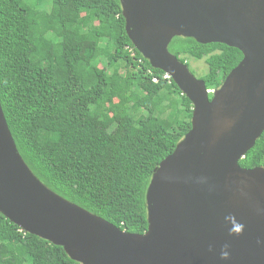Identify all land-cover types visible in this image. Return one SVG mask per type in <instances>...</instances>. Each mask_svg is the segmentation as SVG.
<instances>
[{
  "label": "trees",
  "instance_id": "obj_1",
  "mask_svg": "<svg viewBox=\"0 0 264 264\" xmlns=\"http://www.w3.org/2000/svg\"><path fill=\"white\" fill-rule=\"evenodd\" d=\"M124 26L120 0H0V103L21 157L45 186L143 233L153 170L191 128L192 104ZM168 48L188 67L204 59L207 89L242 58L235 47L193 37L174 36ZM238 162L264 167V130ZM0 264L81 263L0 212Z\"/></svg>",
  "mask_w": 264,
  "mask_h": 264
},
{
  "label": "water",
  "instance_id": "obj_2",
  "mask_svg": "<svg viewBox=\"0 0 264 264\" xmlns=\"http://www.w3.org/2000/svg\"><path fill=\"white\" fill-rule=\"evenodd\" d=\"M120 3L135 48L192 104L191 128L153 170L146 231L122 230L45 186L21 157L1 103L0 212L81 264H264V167L238 162L264 130V0ZM174 36L223 43L242 58L207 89L169 51Z\"/></svg>",
  "mask_w": 264,
  "mask_h": 264
},
{
  "label": "rangeland",
  "instance_id": "obj_3",
  "mask_svg": "<svg viewBox=\"0 0 264 264\" xmlns=\"http://www.w3.org/2000/svg\"><path fill=\"white\" fill-rule=\"evenodd\" d=\"M49 5H50V2L47 1L46 4H45V8L46 9H49ZM101 66V65H100ZM189 67H190V70L193 72V74L200 78L203 76V74L205 72H207V65L204 61V59H200V60H189ZM124 73V70H121V74ZM116 101V100H115ZM110 108V106H108ZM2 248L5 249V251L7 250V247L5 245H1Z\"/></svg>",
  "mask_w": 264,
  "mask_h": 264
},
{
  "label": "clouds",
  "instance_id": "obj_4",
  "mask_svg": "<svg viewBox=\"0 0 264 264\" xmlns=\"http://www.w3.org/2000/svg\"><path fill=\"white\" fill-rule=\"evenodd\" d=\"M167 75V74H166ZM168 76V75H167ZM212 90V89H211ZM225 247H227V246H225ZM221 257L222 258H224V259H226L227 257H228V252L227 251H222V253H221Z\"/></svg>",
  "mask_w": 264,
  "mask_h": 264
},
{
  "label": "built area",
  "instance_id": "obj_5",
  "mask_svg": "<svg viewBox=\"0 0 264 264\" xmlns=\"http://www.w3.org/2000/svg\"><path fill=\"white\" fill-rule=\"evenodd\" d=\"M166 76H167V75H166ZM167 77H168V76H167ZM153 80H154V81H156V79H155V78H154Z\"/></svg>",
  "mask_w": 264,
  "mask_h": 264
}]
</instances>
